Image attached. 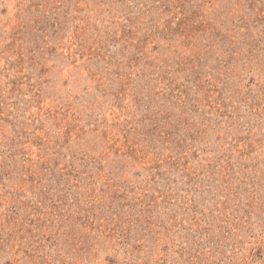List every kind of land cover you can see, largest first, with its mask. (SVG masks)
Listing matches in <instances>:
<instances>
[{"label": "rangeland", "instance_id": "rangeland-1", "mask_svg": "<svg viewBox=\"0 0 264 264\" xmlns=\"http://www.w3.org/2000/svg\"><path fill=\"white\" fill-rule=\"evenodd\" d=\"M0 264H264V0H0Z\"/></svg>", "mask_w": 264, "mask_h": 264}]
</instances>
